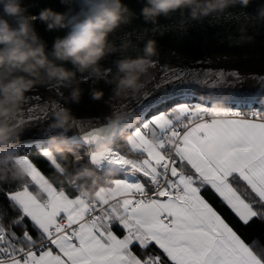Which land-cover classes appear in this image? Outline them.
Wrapping results in <instances>:
<instances>
[{"label":"snow or ice","instance_id":"1","mask_svg":"<svg viewBox=\"0 0 264 264\" xmlns=\"http://www.w3.org/2000/svg\"><path fill=\"white\" fill-rule=\"evenodd\" d=\"M247 80L255 81V92L223 96L225 87L235 89ZM193 85L220 95L212 96L211 106L182 102ZM168 86L170 91L150 99ZM153 93L137 101L143 115L128 128L134 135L130 151L140 158L119 149L85 157L98 169L118 165L121 178L114 180L111 199L91 202L78 183H70L78 193L70 197L52 175L67 173L42 151L49 141L22 146L29 157L27 175L11 189H4L6 181L0 179L7 201L0 204V264H264V246L250 242L206 196L210 192L240 226L264 225V98L258 100L260 108L253 107L264 97V75L162 69ZM173 100L180 102L148 115ZM217 101L236 108L220 109ZM57 107L53 102L51 110ZM240 107L249 113L242 115ZM35 111L28 110V123L49 116V111L40 116ZM111 131L93 128L72 141L89 148ZM209 141H216L218 149L208 151ZM33 146L38 156L30 154ZM8 212L15 215L5 224Z\"/></svg>","mask_w":264,"mask_h":264},{"label":"clouds","instance_id":"2","mask_svg":"<svg viewBox=\"0 0 264 264\" xmlns=\"http://www.w3.org/2000/svg\"><path fill=\"white\" fill-rule=\"evenodd\" d=\"M251 0H143L139 15L145 21L156 22L161 16H170L179 11L189 21L202 20L213 14H223L236 4L247 7ZM66 11H56L51 7L38 14L29 12L24 0H0V179L19 180L27 175L26 153L17 151L22 141L24 117L23 105L29 93L37 85H59L68 89V99L79 103L83 89L80 84L88 79L96 82L106 80L111 69H106L102 61L117 51L125 50L128 43L119 46L110 37L123 25L130 24L137 13L126 0H61ZM75 6V7H73ZM264 13V9L260 10ZM46 23L48 30L66 29V34L55 39L51 50L39 35L35 21ZM158 54L157 42L150 39L139 56H122L114 61L116 72L107 83L113 84L117 96L138 93L144 87L145 77L153 65V57ZM70 65V66H69ZM87 74V78H85ZM102 89H93L91 98L100 100ZM222 109V107H218ZM45 106L42 111H46ZM221 115L223 112L221 111ZM135 121L141 117L135 113ZM76 118L68 107H59L53 112L48 124L59 134L49 137V146L42 151L55 158L63 173L62 183H78L80 194L89 201L111 199L116 193L114 180L118 175V165L98 169L90 159V153L105 156L119 149L129 156L130 141L134 135L123 134L128 126L123 114L108 118L106 128L112 131L101 136L83 153L71 142L66 133L74 128ZM217 150L216 141L207 145ZM130 157V156H129ZM103 176V180L101 177Z\"/></svg>","mask_w":264,"mask_h":264},{"label":"water","instance_id":"3","mask_svg":"<svg viewBox=\"0 0 264 264\" xmlns=\"http://www.w3.org/2000/svg\"><path fill=\"white\" fill-rule=\"evenodd\" d=\"M130 7L137 13L136 18L130 24L123 25L110 39L117 46L128 43L129 47L107 56L102 64L111 73L106 77L110 80L115 74L114 61L122 56H139L148 40L157 42L158 54L153 57V65L149 73L142 77L144 87L138 93H130L117 96L113 92L114 85L106 80L99 82L88 79L87 83L80 84L83 93L79 103H72L68 99V89L59 85H37L29 93L28 100L23 105L21 115L26 124L23 126L22 141L17 146V151L23 149V145H35L37 142L49 141V137L59 134V130H51L48 124L53 118V112L59 107H68L76 118V125L66 133L67 137L79 136L82 131L93 128L105 127L108 118L114 114H123L128 126L121 130V134L135 121V113H143L139 110L137 101L145 93H153L154 85L160 80L162 69H237L241 74L264 75V15L260 10L264 9V0H251L247 7L236 4L223 14H213L207 18L196 21L187 20L177 11L170 16H161L156 22H148L139 15L143 7V0H126ZM29 12L38 14L40 10L51 7L56 11H66V6L61 0H24ZM75 7V6H73ZM250 17V19H249ZM35 27L46 42L49 50L52 49L55 39L66 34V29L48 30L46 23L36 20ZM201 61H209L200 63ZM70 66V65H69ZM87 78V74H85ZM93 89H102L104 96L100 100L91 98ZM170 91L171 86L153 93L150 99H155ZM255 81L247 80L235 89L225 87L223 96L230 92L247 96L255 92ZM213 95H220L213 89L193 85L188 96L211 102ZM257 102L253 105H260ZM58 107L51 110L52 103ZM147 102V101H145ZM220 104H229L226 101H217ZM47 106L49 116L28 123V110L36 109L33 115L40 116L42 109ZM123 106V107H122ZM150 113V111H149ZM50 143V142H49Z\"/></svg>","mask_w":264,"mask_h":264},{"label":"trees","instance_id":"4","mask_svg":"<svg viewBox=\"0 0 264 264\" xmlns=\"http://www.w3.org/2000/svg\"><path fill=\"white\" fill-rule=\"evenodd\" d=\"M193 99H196V100L201 101V99H198V98H194V97H193ZM204 101H205V100H204ZM206 102H207V101H206ZM222 105L230 106V105H227V104H222ZM171 106H172V103H171V102H170V103H166V104L164 103V104L160 105L157 109H155V110L152 112V114H156V112L161 111V110H166V109L170 108ZM260 107H261V106L256 105L255 108H260ZM243 110H244V111H246V110H249V111H250L249 108H245V109H243ZM151 111H152V110H151ZM151 111H150V112H151ZM245 114H246V113H245ZM128 132H129V131L122 133L121 136L118 137V139H121V140H122V136H123V134L128 133ZM74 145H76L82 153H83V151H85V150L88 148V147H86L85 145H83L82 143H81V144H76V143H75ZM19 151H20V152H23V153H26V152L24 151V149H20ZM29 152H30V154H31L32 156H38V154H39V153H38V150H37L34 146L29 150ZM26 154H27V153H26ZM128 155L130 156V158H140L138 155H134V154H132V153H128ZM2 166H3V165L0 164V167H2ZM52 175L55 176V179H56V181L58 182L59 186H60V187H63V189L65 190V192H66L69 196L73 197L74 195H77V194H78V193H74V192L69 188L70 183H62V180H63L62 177H60V176L57 175L56 173H52ZM67 175H70V172L67 173ZM118 177H120V176L117 175L115 178H118ZM101 179L103 180V176L101 177ZM4 181H6V182L3 183V185H2V187H3L4 189H11V188H15V187H17V183H16L15 181H13V180H4ZM206 196H207V198L210 199V201L214 202V204L218 207V210L221 211L222 215H224L227 219H229L231 223H233V224H235L237 227H240V228H241V231L245 234V236L248 238V240H249L250 242H253V241H254L257 245L264 246V225H262L260 221H254L250 226H248V227H242V226L239 225V222L236 220V218H235L234 216H232V214L228 211V209H227V208H224L222 205H220L219 202L215 200V197L212 196V194H211L210 192H207V191H206ZM0 204H3V205H5V206H7V201L5 200V198L3 197L2 194H0ZM13 215H15L14 212H8V213H7V217H6L5 221H4L5 224H7V223L10 222V219H11V217H12ZM113 229H115L119 234H121V231H120V229H119L118 227L113 226ZM14 230H15L17 233H19V232L21 231L20 228H16V229H14ZM149 251L152 252V251H155V249H150Z\"/></svg>","mask_w":264,"mask_h":264},{"label":"rangeland","instance_id":"5","mask_svg":"<svg viewBox=\"0 0 264 264\" xmlns=\"http://www.w3.org/2000/svg\"><path fill=\"white\" fill-rule=\"evenodd\" d=\"M176 102H180V101H175V100H173L171 103H176ZM182 102H188V103H190V104H201V103L203 102L204 104H207L206 101H204V100L199 101V100L193 99L192 96H187V97L185 98V100L182 101ZM165 104H166V103H165ZM207 105H209V104H207ZM228 107H231V105L228 106ZM228 107H227V108H228ZM153 111H154V110H152L150 113H148V115H149V116L153 115V114H152ZM161 111H164V110H161Z\"/></svg>","mask_w":264,"mask_h":264},{"label":"built area","instance_id":"6","mask_svg":"<svg viewBox=\"0 0 264 264\" xmlns=\"http://www.w3.org/2000/svg\"><path fill=\"white\" fill-rule=\"evenodd\" d=\"M207 104H209L208 106H211V102H207ZM216 106H217V107H222V108H227V107H228V106L222 105V104H220V103H216ZM254 106H255V105H253V107H254ZM228 108H233V109L235 110L236 105H231V107H228ZM245 108H247V107H240V108H239V110H240V112H241L242 115L245 114V112H244V110H243V109H245ZM136 159H138V158H136ZM108 168H109V167H108ZM105 169H107V168H105ZM116 171L118 172V169H117Z\"/></svg>","mask_w":264,"mask_h":264},{"label":"crops","instance_id":"7","mask_svg":"<svg viewBox=\"0 0 264 264\" xmlns=\"http://www.w3.org/2000/svg\"><path fill=\"white\" fill-rule=\"evenodd\" d=\"M244 112L247 114V113H249V110H246V111H244ZM209 142H211V141H209ZM209 142H208V144H209ZM208 144H207V145H208ZM206 147H207V146H206ZM207 150L210 151V152L215 151V150H210V149H208V147H207ZM118 178H121V177H118ZM70 197H71V196H70ZM113 231L116 232L118 235H120L115 229H113Z\"/></svg>","mask_w":264,"mask_h":264}]
</instances>
